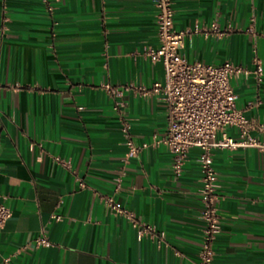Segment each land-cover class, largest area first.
Here are the masks:
<instances>
[{
    "label": "crops",
    "instance_id": "0c3cea01",
    "mask_svg": "<svg viewBox=\"0 0 264 264\" xmlns=\"http://www.w3.org/2000/svg\"><path fill=\"white\" fill-rule=\"evenodd\" d=\"M172 1L175 27L190 30L181 49L188 61L253 71L260 58L261 81L252 73L231 82L250 136L264 142V0ZM156 14L155 0H0V196L12 213L0 264L198 261L200 150L175 173L161 142L166 105L132 87L165 81L163 64L145 54L158 46ZM106 84L130 87L113 94ZM124 120L134 143L146 144L128 159ZM227 132L239 137L236 127ZM213 166L222 217L213 264H264V151L217 148ZM103 195L165 241L139 238ZM42 235L50 246L36 245Z\"/></svg>",
    "mask_w": 264,
    "mask_h": 264
},
{
    "label": "built area",
    "instance_id": "2783aa9c",
    "mask_svg": "<svg viewBox=\"0 0 264 264\" xmlns=\"http://www.w3.org/2000/svg\"><path fill=\"white\" fill-rule=\"evenodd\" d=\"M157 8L158 46L147 47L145 54L153 62H161L165 69V81L155 82L151 87L132 86L144 95L158 94L167 108L166 134L161 142L166 145L173 157V170L180 174L192 149L200 150L198 162L201 167L202 185L199 189L202 204L201 250L194 264H213L215 242L221 232L222 217L219 204L221 194L218 174L213 166V151L217 148L237 149L239 147H257L264 151V142L250 136L251 124L243 110L236 107L237 94L232 79L254 74L261 81L263 66L259 57L254 58L255 69L225 61L218 65L200 61H188L182 54L184 41L190 30H179L174 25L172 0H155ZM213 31H218L212 24ZM130 86L105 88L113 94H121ZM122 105L121 102H118ZM236 127L239 137L231 136L227 129ZM125 144L128 148L126 158L139 155L146 144L137 146L133 141L131 123L124 120L122 128ZM220 134V137L218 135ZM121 186L118 179L116 190ZM102 202L115 215L126 218L137 230L138 237L149 236L161 244L166 239L164 231L143 222L135 212L123 206L113 195L101 196ZM10 208L2 202L0 196V231L11 217ZM60 219L59 215H54ZM37 246H50L51 241L44 235L36 240Z\"/></svg>",
    "mask_w": 264,
    "mask_h": 264
}]
</instances>
